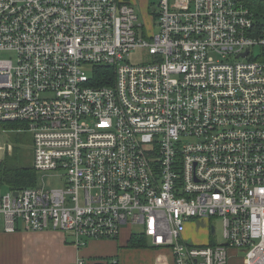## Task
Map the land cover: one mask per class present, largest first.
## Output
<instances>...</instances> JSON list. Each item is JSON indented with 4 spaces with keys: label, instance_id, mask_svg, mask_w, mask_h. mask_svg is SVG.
Instances as JSON below:
<instances>
[{
    "label": "built area",
    "instance_id": "obj_1",
    "mask_svg": "<svg viewBox=\"0 0 264 264\" xmlns=\"http://www.w3.org/2000/svg\"><path fill=\"white\" fill-rule=\"evenodd\" d=\"M156 1L147 27L136 0H0V135L31 136L36 174L0 193V231L81 249L126 230L172 264H264V0ZM212 219L222 244L183 238Z\"/></svg>",
    "mask_w": 264,
    "mask_h": 264
},
{
    "label": "crops",
    "instance_id": "obj_2",
    "mask_svg": "<svg viewBox=\"0 0 264 264\" xmlns=\"http://www.w3.org/2000/svg\"><path fill=\"white\" fill-rule=\"evenodd\" d=\"M196 225L202 236L190 229ZM203 225V226H202ZM210 228L202 221L187 225L183 238L195 245L212 242ZM211 233V232H210ZM129 236L122 230L116 240H94L81 249L70 243V238L58 231H0V264H76L77 259L89 261L116 259L118 264H172V255L166 249L133 248ZM238 257L240 252L231 251ZM242 261V257H239Z\"/></svg>",
    "mask_w": 264,
    "mask_h": 264
},
{
    "label": "rangeland",
    "instance_id": "obj_3",
    "mask_svg": "<svg viewBox=\"0 0 264 264\" xmlns=\"http://www.w3.org/2000/svg\"><path fill=\"white\" fill-rule=\"evenodd\" d=\"M157 1L156 0H136L135 9L136 13L138 15V21L139 23H145L147 27H149V21L151 22V16L155 14L157 11ZM150 19V20H149ZM149 20V21H148ZM141 54L140 52H131L129 55V60L131 62H140L141 61ZM0 59H12L14 62L15 56L13 54H7V53H1ZM16 134H10L7 137L0 135V162H3L4 159L10 158L13 153V141L15 140ZM20 140H24L22 144V148H20V155L18 156V161L22 165H28L32 166L33 164V149H32V138L29 134H19L17 136ZM8 143H11V150H8L6 145ZM42 176H38L37 182L39 184L47 185L49 188H62L63 187V181L59 178L50 177V175L46 174V176L43 177L42 180H40ZM8 191V188L3 186L0 190L1 194H5ZM201 223V222H200ZM207 227L208 225H212L215 228V232L213 235L209 232L211 239L216 244H222L224 242L222 237V225L221 222L218 219H212L210 222H206ZM203 226V225H202ZM20 231H23V228L20 229ZM191 232L194 233L195 236H202V230H198L197 226L194 225L191 229ZM131 232L134 235L139 234L140 227L138 226H132ZM147 247L150 246L149 243L146 244ZM145 246V247H146ZM239 257H242L241 254H239L238 257L234 256L230 252L229 261L228 264H242V261Z\"/></svg>",
    "mask_w": 264,
    "mask_h": 264
},
{
    "label": "trees",
    "instance_id": "obj_4",
    "mask_svg": "<svg viewBox=\"0 0 264 264\" xmlns=\"http://www.w3.org/2000/svg\"><path fill=\"white\" fill-rule=\"evenodd\" d=\"M258 0H249V3L252 5L260 4ZM254 7V6H253ZM97 78H100V83H106V80L103 79L108 76L106 73H109V69L104 67L98 69ZM16 135L15 140L13 141V153L10 158L4 159L0 167V181L1 184L5 185L9 189L18 190L26 187H33L36 181V174L32 166L22 165L18 161V156L20 155V148L24 140H20ZM214 245L212 241L210 243ZM129 247L133 248H145L146 241L140 236H131L128 242Z\"/></svg>",
    "mask_w": 264,
    "mask_h": 264
},
{
    "label": "water",
    "instance_id": "obj_5",
    "mask_svg": "<svg viewBox=\"0 0 264 264\" xmlns=\"http://www.w3.org/2000/svg\"><path fill=\"white\" fill-rule=\"evenodd\" d=\"M14 195H16V193H14ZM213 234H214V229L211 228V235H213Z\"/></svg>",
    "mask_w": 264,
    "mask_h": 264
}]
</instances>
